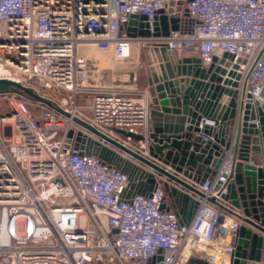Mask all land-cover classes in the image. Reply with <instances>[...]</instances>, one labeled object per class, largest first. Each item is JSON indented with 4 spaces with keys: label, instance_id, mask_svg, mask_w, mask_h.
<instances>
[{
    "label": "built area",
    "instance_id": "2783aa9c",
    "mask_svg": "<svg viewBox=\"0 0 264 264\" xmlns=\"http://www.w3.org/2000/svg\"><path fill=\"white\" fill-rule=\"evenodd\" d=\"M132 15L150 23L165 17L169 35L129 37L122 26ZM135 41L199 58L201 70L226 69L236 100L234 133L240 114L243 120L264 107V0H0V80L49 103L0 92V264H232L244 224L225 197L240 161L235 134L204 183L154 158L148 90L110 81L90 56L93 49L124 59ZM227 108L189 116L185 126L204 143H227ZM97 148L118 155L130 173L93 154ZM148 174L156 179L151 193L128 198L133 184L148 190Z\"/></svg>",
    "mask_w": 264,
    "mask_h": 264
},
{
    "label": "water",
    "instance_id": "95a60500",
    "mask_svg": "<svg viewBox=\"0 0 264 264\" xmlns=\"http://www.w3.org/2000/svg\"><path fill=\"white\" fill-rule=\"evenodd\" d=\"M92 1L98 2L99 0ZM159 19V17H155L154 22L150 23L147 16L132 15L123 24L122 30H126L127 35L134 39L139 36H168L170 30L168 21L165 17L160 19L163 28L162 32H159ZM171 23L173 24L171 28L177 29L175 20H172ZM144 50L150 69L148 92L152 101L150 139L153 142L150 147L151 154L177 173L204 183L210 175L216 173L225 157V151L221 146L229 148L235 134L234 148L240 152V161L229 182L225 185L227 189L225 197L234 208L242 211L243 216L240 217L244 224L238 234L232 264H261L264 249V163L261 166L251 164V155L252 152L255 153L260 149L264 151V107L258 106L250 116L247 112L243 120L240 114L234 133L235 120L233 119L236 115V100L233 91L226 88V85L230 84L228 79L224 80L223 78L226 75V69H216L214 73H212L213 67L209 70H201L198 68L201 63L199 58H179L176 52L168 49L167 46H144ZM236 67L238 66H234V68ZM237 77L239 76L237 75ZM236 85V83L233 84V86ZM10 90L25 93L34 99L48 103L31 89L17 82L0 80V92ZM223 104H227L228 108L227 114L222 117V120L228 121L229 118L232 120L228 122L232 129L230 130L228 127L225 131L229 136L227 143L226 139L221 140L220 145L212 142L204 143L200 136L190 134L191 129L185 126L189 116L196 117L199 113H213L215 108L219 109ZM249 120H257L259 126L248 123ZM77 122L87 127L81 121L77 120ZM93 131L95 132V130ZM118 132L134 140L144 139L140 135L121 130ZM182 133L183 136L180 135ZM107 140L156 172L187 189L198 192L188 182L166 170L164 166L132 152L109 138ZM255 143H258L257 147L254 146ZM93 154L125 172L130 173L131 171L130 165L127 167L128 165L118 155L107 148H97ZM142 173L144 176L147 175L146 172ZM148 176H150L148 190H143L133 184L132 192L128 194V198L137 193L144 195L151 193L156 179L153 175L148 174ZM166 190L170 191L168 186H166ZM172 193L179 194L176 189H173ZM194 213L195 209L186 221L187 223L192 219ZM198 264H205V262L201 261Z\"/></svg>",
    "mask_w": 264,
    "mask_h": 264
},
{
    "label": "rangeland",
    "instance_id": "374dc122",
    "mask_svg": "<svg viewBox=\"0 0 264 264\" xmlns=\"http://www.w3.org/2000/svg\"><path fill=\"white\" fill-rule=\"evenodd\" d=\"M113 55V52L103 54L92 49L90 56L98 59L100 64L99 69L102 73L106 72L105 75L110 81L115 80L116 82H120V76L127 77L128 73L136 72L139 75L140 84L144 85L147 83V77L150 76V69L148 57L143 46H140L136 42L133 43L129 51V56L124 59H117ZM139 88L141 87L139 86ZM23 95L27 97V94L23 93Z\"/></svg>",
    "mask_w": 264,
    "mask_h": 264
},
{
    "label": "crops",
    "instance_id": "0c3cea01",
    "mask_svg": "<svg viewBox=\"0 0 264 264\" xmlns=\"http://www.w3.org/2000/svg\"><path fill=\"white\" fill-rule=\"evenodd\" d=\"M121 77V81L120 83L124 86H129V87H136L140 90H147L148 89V81L146 84L141 85L140 84V78L139 75L136 72H130L127 74V77L125 76H120ZM149 77V76H148ZM147 77V78H148ZM139 86L141 88H139ZM144 86V87H143ZM264 163V151H262L260 149V151H257L255 153L252 152L251 155V164L253 165H257V166H261Z\"/></svg>",
    "mask_w": 264,
    "mask_h": 264
},
{
    "label": "bare ground",
    "instance_id": "6f19581e",
    "mask_svg": "<svg viewBox=\"0 0 264 264\" xmlns=\"http://www.w3.org/2000/svg\"><path fill=\"white\" fill-rule=\"evenodd\" d=\"M135 42H136V41H135ZM2 72H4V69H3V67L0 66V73H2ZM151 127H152V126L150 125V129H151ZM254 146L257 147V146H258V143H255Z\"/></svg>",
    "mask_w": 264,
    "mask_h": 264
}]
</instances>
